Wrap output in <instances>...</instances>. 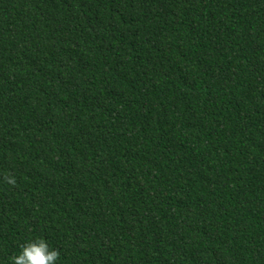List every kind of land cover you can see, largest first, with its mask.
<instances>
[{"label":"trees","instance_id":"trees-1","mask_svg":"<svg viewBox=\"0 0 264 264\" xmlns=\"http://www.w3.org/2000/svg\"><path fill=\"white\" fill-rule=\"evenodd\" d=\"M0 264H264V0H0Z\"/></svg>","mask_w":264,"mask_h":264}]
</instances>
